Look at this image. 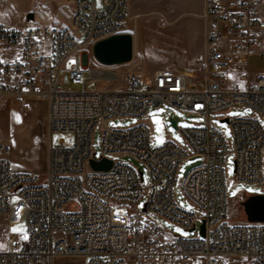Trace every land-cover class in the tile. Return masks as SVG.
I'll list each match as a JSON object with an SVG mask.
<instances>
[{
    "label": "built area",
    "instance_id": "2783aa9c",
    "mask_svg": "<svg viewBox=\"0 0 264 264\" xmlns=\"http://www.w3.org/2000/svg\"><path fill=\"white\" fill-rule=\"evenodd\" d=\"M49 1L55 13L66 3L65 23L0 21V98H42L48 129L44 174L13 169L10 147L0 143V215L25 227L11 249L0 250V264H53L59 255L83 256L82 264H264V221L228 216L225 176L230 149L235 182L264 190V71L252 81L248 70L249 54L264 60V0H203L197 71L163 67L151 74L91 61L95 41L123 32L128 0ZM65 73L82 87H61ZM151 106L197 112L205 121L180 127L183 143L154 145ZM231 106L248 113L226 116ZM216 115L227 118L230 141L211 122ZM124 117L138 120L106 124ZM54 131L72 133V144L53 143ZM124 156L141 162L146 177ZM102 157L110 167L94 169L90 159ZM185 161L191 163L176 185ZM177 188L190 208L179 203ZM124 204L132 208L117 211ZM162 220L194 233L168 232Z\"/></svg>",
    "mask_w": 264,
    "mask_h": 264
},
{
    "label": "rangeland",
    "instance_id": "374dc122",
    "mask_svg": "<svg viewBox=\"0 0 264 264\" xmlns=\"http://www.w3.org/2000/svg\"><path fill=\"white\" fill-rule=\"evenodd\" d=\"M202 0H128V16L125 21L123 32H130L133 35V53L128 62L116 64L115 68L122 71H140L151 74L160 67L171 66L172 64L186 63L194 55L203 56V20L200 16ZM101 0H97L100 4ZM58 12L55 13L56 4L49 0H0V21L5 24L21 25L28 21L26 14L33 13L35 20L45 22L55 20L65 23L68 19V6L60 2ZM59 23V22H55ZM204 50V47H203ZM91 61L94 62L90 52ZM200 60L192 70L197 71ZM191 70V69H190ZM186 69L187 72H190ZM248 70L250 80H254L258 73L264 71V60L258 55L251 53L248 56ZM236 78V76H233ZM61 87L79 89V83H73L68 73L60 77ZM46 103L42 98L29 99L24 103H18L13 99L0 98V143H6L10 147L8 156L10 165L15 170H27L44 174L42 154L47 162L48 129L45 122ZM226 116L232 117L248 113L245 107L231 106L224 112ZM169 115L176 120V127L168 120ZM147 119L151 125L152 144L159 145L167 138L178 143H183L180 127L191 126L194 123L202 124L205 117L197 112L180 110L173 107L153 108L147 111ZM138 120L137 117H124L109 119L108 126L123 127ZM211 122L221 128L227 141L231 139L229 124L220 121L216 116L211 117ZM53 143L64 139L67 145L72 144L73 134L67 131H54L51 134ZM39 144V145H38ZM94 148L99 150V126L93 132ZM233 153L229 149L226 154L225 176L227 184L228 216L235 220H244L245 214L240 201L237 200L240 194L246 198L253 193H264L259 186L247 182H235ZM141 169L144 176L145 166L130 156L121 158ZM264 167V149L262 154ZM185 161L181 164L176 178V185L183 177L185 168L190 164ZM179 203L190 208L189 203L184 199L179 189H176ZM145 198L141 199L142 205ZM132 208L124 204L116 206L117 211L126 213ZM164 229L168 232L180 235L193 234L183 228L162 220ZM13 228L18 229L12 231ZM179 229L180 231H176ZM25 227L21 222L8 225L6 219L0 215V250L11 249L16 239L24 234ZM53 264H82V257L66 255L56 259ZM228 264H245L249 258H228Z\"/></svg>",
    "mask_w": 264,
    "mask_h": 264
},
{
    "label": "water",
    "instance_id": "95a60500",
    "mask_svg": "<svg viewBox=\"0 0 264 264\" xmlns=\"http://www.w3.org/2000/svg\"><path fill=\"white\" fill-rule=\"evenodd\" d=\"M27 19L33 18V13L26 14ZM133 53V35L130 32H118L98 39L92 45L94 58L103 64H120L128 62ZM172 126L176 127V120L168 117ZM220 121H226L222 118ZM111 160L105 157L100 159H90V164L94 169H108ZM245 219L249 221H264V193H253L248 195L242 202ZM201 234L204 233L203 224L200 225Z\"/></svg>",
    "mask_w": 264,
    "mask_h": 264
},
{
    "label": "crops",
    "instance_id": "0c3cea01",
    "mask_svg": "<svg viewBox=\"0 0 264 264\" xmlns=\"http://www.w3.org/2000/svg\"><path fill=\"white\" fill-rule=\"evenodd\" d=\"M202 1H201V8H202ZM203 47H204V39H203V44H202V51H203ZM201 54H202V52L200 54L194 55L186 63L172 64L171 66H167V67H176V68H181V69H185V70L186 69L190 70V69H192L193 67L196 66L197 62L200 60ZM160 68H163V67H160ZM41 157L43 158L44 166L46 167V157H45L44 154H42ZM65 256L66 255H59V256H56L55 258L58 259V258L65 257ZM71 256H73V257H82L83 260H84L83 256H76V255H71ZM53 262H54V260H53Z\"/></svg>",
    "mask_w": 264,
    "mask_h": 264
},
{
    "label": "snow or ice",
    "instance_id": "6c2138e0",
    "mask_svg": "<svg viewBox=\"0 0 264 264\" xmlns=\"http://www.w3.org/2000/svg\"><path fill=\"white\" fill-rule=\"evenodd\" d=\"M17 230H18V229H16V228H13V229H12V231H17ZM176 231H180V230H179V229H176ZM24 239H27V236H26V235L24 236Z\"/></svg>",
    "mask_w": 264,
    "mask_h": 264
}]
</instances>
